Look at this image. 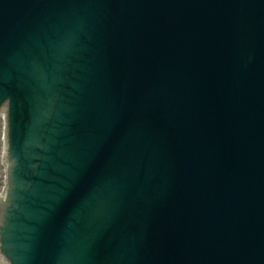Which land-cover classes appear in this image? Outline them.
<instances>
[{
    "label": "water",
    "instance_id": "obj_1",
    "mask_svg": "<svg viewBox=\"0 0 264 264\" xmlns=\"http://www.w3.org/2000/svg\"><path fill=\"white\" fill-rule=\"evenodd\" d=\"M0 95V263L264 264V0H0Z\"/></svg>",
    "mask_w": 264,
    "mask_h": 264
},
{
    "label": "rangeland",
    "instance_id": "obj_2",
    "mask_svg": "<svg viewBox=\"0 0 264 264\" xmlns=\"http://www.w3.org/2000/svg\"><path fill=\"white\" fill-rule=\"evenodd\" d=\"M2 129H3V122H2V120H0V155H3ZM2 166H3V164L0 163V177H1Z\"/></svg>",
    "mask_w": 264,
    "mask_h": 264
},
{
    "label": "bare ground",
    "instance_id": "obj_3",
    "mask_svg": "<svg viewBox=\"0 0 264 264\" xmlns=\"http://www.w3.org/2000/svg\"><path fill=\"white\" fill-rule=\"evenodd\" d=\"M2 118H3V116H0V120H2ZM1 264H3V263H1Z\"/></svg>",
    "mask_w": 264,
    "mask_h": 264
},
{
    "label": "snow or ice",
    "instance_id": "obj_4",
    "mask_svg": "<svg viewBox=\"0 0 264 264\" xmlns=\"http://www.w3.org/2000/svg\"><path fill=\"white\" fill-rule=\"evenodd\" d=\"M0 99H3V96L2 95H0Z\"/></svg>",
    "mask_w": 264,
    "mask_h": 264
}]
</instances>
